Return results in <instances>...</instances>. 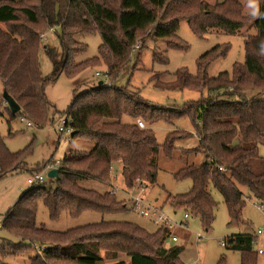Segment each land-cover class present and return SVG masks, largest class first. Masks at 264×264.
<instances>
[{"label": "trees", "instance_id": "1", "mask_svg": "<svg viewBox=\"0 0 264 264\" xmlns=\"http://www.w3.org/2000/svg\"><path fill=\"white\" fill-rule=\"evenodd\" d=\"M257 2L259 11L254 17L244 14L246 3L241 0H0V23L10 24L7 29L0 27V82L3 92L21 106L19 112L12 113L6 105L13 115H26L34 124L45 125L50 109L46 86L63 72L74 77L103 61L111 78L110 85L99 84L74 94L66 112L72 119L70 136L84 137L94 146L87 152L72 151L61 162L56 186H30L14 202L4 215L2 228L22 242L1 239L11 246L10 251L4 244L0 246L2 253L17 255L35 242H50L42 255L31 258L33 264H186L181 257L183 246H166L173 228L165 224L150 232L131 221L102 220L59 231L36 222L40 202L54 220L64 214L78 217L87 211L105 215L126 210L127 202L113 191L100 192L83 186L81 181L96 179L108 184L113 164L121 163L128 188L157 184L160 152L172 157L178 148L176 140L193 133L175 129L160 144L151 125L158 121L172 123L183 116H190L197 126L201 123L197 128L199 144L182 148L183 154L203 153L205 160L175 172L177 180L190 179L192 185L186 193L169 194L166 202L175 210L199 217L207 232L213 228L218 205L209 190L211 184L224 197L230 223H245L242 212L248 200L264 205V156L258 148L264 145V0ZM182 20L188 21L198 37H204L210 28L231 34L253 28L255 33L245 35L244 62H236L231 71L211 77L212 64L230 50L225 44L198 58L196 74L181 68L175 80L165 82L161 80L165 73H155L151 80L158 87L191 88L202 93L182 109L151 103L139 92L115 84L134 51L148 37L187 49L177 36ZM54 25L62 28V52L52 55L55 69L53 76L46 77L40 57L42 50L50 51L51 46L42 44L41 35ZM96 33L102 38L99 56L76 60L88 51V43L78 37ZM153 53L154 62L169 64L167 56L158 50ZM249 90L258 92L250 97ZM139 118L145 127L139 126ZM30 152L31 145L11 151L0 133V178L25 169V157ZM52 162L40 165L38 171ZM26 240L30 244L23 242ZM255 241L252 233H235L225 237V247L242 253L241 264H257ZM121 254L130 260L120 258ZM106 259H110L108 263ZM0 264L10 263L0 259ZM217 264H225V258Z\"/></svg>", "mask_w": 264, "mask_h": 264}, {"label": "rangeland", "instance_id": "2", "mask_svg": "<svg viewBox=\"0 0 264 264\" xmlns=\"http://www.w3.org/2000/svg\"><path fill=\"white\" fill-rule=\"evenodd\" d=\"M211 3L217 0H207ZM246 3L244 14H251L254 17L258 15L259 7L257 0H241ZM29 2H26L28 4ZM23 4L19 5L22 6ZM0 27L7 29L10 24L0 23ZM44 32V31H42ZM255 33V30L243 28L239 33L231 34L222 29L210 28L204 37H198L194 34L187 20L180 22L177 30V36L187 45V49H179L168 46L165 41H156L148 37L140 49L135 50L132 59L122 70L115 84L125 86L131 90L139 92L144 98L151 103L177 107L182 109L190 101L198 100L202 93L191 88L184 89H166L158 87L151 80V77L158 72L165 73L161 80L170 82L175 80L176 72L181 68H186L191 74L197 73V60L200 56L210 51L217 45H230V50L225 58L216 60L209 69L211 77L218 76L221 72L231 71L233 64L244 62L245 48L244 39L248 33ZM45 37L41 40L42 44L51 46L50 51L42 50L41 52V69L46 77L53 76L54 57L62 52L59 35L62 28L54 25L53 30L49 27L46 29ZM80 40L88 43V51L76 57V60L85 58H94L99 56V46L102 42L99 33L92 35H82ZM158 50L169 58V64L164 65L154 62L153 52ZM107 66L97 63L94 66H88L78 75L72 77L65 72L61 73L58 78L50 82L45 89L46 96L50 103L48 112L49 121L45 125H37L31 120L33 126H28L26 121L21 119L20 115H13L6 109L7 102L3 98V86L0 82V133L4 137L6 144L11 151H20L31 145V152L25 157L27 166L15 172H9L0 178V221L3 224L4 215L14 202L25 193L30 184L28 178L31 173L40 169V165L46 162H62L73 152H87L91 150L94 144L84 137L73 138L68 133H59L57 131L58 123L68 111L74 94L84 91L88 88L99 85L102 77L96 76L97 71H105ZM111 80V79H110ZM258 90H249V96H253ZM130 120L129 117H126ZM141 119V118H139ZM146 124V123H145ZM198 126H201L198 124ZM198 126L193 122L190 116H183L173 120L172 123L158 121L151 125L158 142L164 143L168 134L172 130H178L184 134L193 133L188 137H180L176 140L178 147L172 157L165 155L163 151L158 156L159 175L158 183L149 185L145 188L136 184L128 188L124 182L121 163L113 164L111 182L105 183L96 179L82 180L81 184L88 188L96 189L100 192L113 191L119 199L127 202L126 210H119L111 214H101L96 211H87L78 217H72L64 214L59 219H52L50 212L43 202L39 203L37 209L36 222L38 225H44L50 230L65 231L70 228L82 226L88 223L107 221H131L144 227L150 232L157 231L161 225V220L143 215L142 211L146 206L156 207L158 214L166 216L169 222L174 225L173 235L178 236V242L168 241L166 246L181 245L183 252L181 257L186 264L198 262L199 264H217L220 258H225V264H241L242 253L225 247L222 240L228 235L235 233H252L256 236L255 249L264 250V232L257 234L258 229L264 231V205L258 204L255 199L248 200L242 212V218L245 223H230L228 208L225 204L222 193L212 184L209 190L213 193L218 205L216 207V220L210 232L204 230L200 218L196 216L184 217L183 209L175 210L174 207L166 202L169 194H183L189 191L192 181L190 179L177 180L174 176L180 168L190 164H201L205 160L203 153L183 154L182 148L189 149L199 144L197 137ZM33 148V149H32ZM259 153L264 156V145H259ZM57 168L61 166L59 163ZM45 177V185L56 186L57 179L48 177V171L42 170ZM246 191V188H242ZM142 197L144 200L136 205V198ZM1 239H7L12 243L19 244L21 238L13 235L6 229H0V246L3 244L7 251L11 250L10 245H6ZM30 244L29 241H23ZM36 243V244H35ZM24 252L11 255L2 253L0 248V259L10 264H33L31 258L37 254V244H49L50 242H35ZM105 256V252L102 251ZM120 258L129 261L126 254H121ZM110 259H106L108 263ZM257 264H264V252H258Z\"/></svg>", "mask_w": 264, "mask_h": 264}, {"label": "built area", "instance_id": "3", "mask_svg": "<svg viewBox=\"0 0 264 264\" xmlns=\"http://www.w3.org/2000/svg\"><path fill=\"white\" fill-rule=\"evenodd\" d=\"M51 30H53V28H50ZM45 34L46 33H43L41 35V39H43L45 37ZM140 47V44L137 45V48ZM96 76L98 77H102V81H103V84L104 85H110L111 83V78H110V73L108 70H105V71H97L96 72ZM21 119L23 121H26L28 126H33V123L31 120H28L27 117L25 116H21ZM137 123L139 124V126L141 127H145V122L142 120V119H137ZM57 131L59 133H68V134H71L72 131H73V127H72V119L68 116V115H64L63 117H61L59 123H58V127H57ZM61 164V162H52V163H49L45 166V169L47 171H50L51 169H54V168H57L56 165L58 164ZM28 183L30 184V186H33V185H38V184H44L45 183V177H44V174L42 171H35L34 173H31L29 178H28ZM144 199L142 197H137L136 198V205L135 207H138L139 206V203L141 201H143ZM143 215L145 216H148V217H152V218H157L159 220H161L162 224H165V225H168L170 228H173L174 225L171 224L169 222V219L168 217L166 216H162L161 214H158L157 211H156V207H152L150 205L146 206V208L142 211ZM184 217L185 218H189L190 217V214L188 212H185L184 213ZM2 223L0 221V229H2ZM264 231L262 229H258L257 231V234H262ZM171 240L173 242H178L179 238L178 236L176 235H173L171 237ZM222 243L225 245V239L222 240ZM36 244V243H35ZM48 246V244H43L40 245V244H37L36 246V250H37V254H40L42 255L45 248ZM264 250L263 249H259V253H263ZM190 264H199L198 262H194V263H190Z\"/></svg>", "mask_w": 264, "mask_h": 264}, {"label": "water", "instance_id": "4", "mask_svg": "<svg viewBox=\"0 0 264 264\" xmlns=\"http://www.w3.org/2000/svg\"><path fill=\"white\" fill-rule=\"evenodd\" d=\"M99 84H103V81L101 80ZM3 98L7 102L8 107L10 108L12 113H17L20 111L21 106L12 95H10L8 92H3ZM59 172V168L51 169L50 171H48V177L57 178L59 177Z\"/></svg>", "mask_w": 264, "mask_h": 264}, {"label": "crops", "instance_id": "5", "mask_svg": "<svg viewBox=\"0 0 264 264\" xmlns=\"http://www.w3.org/2000/svg\"><path fill=\"white\" fill-rule=\"evenodd\" d=\"M249 1V0H248ZM100 83V82H99Z\"/></svg>", "mask_w": 264, "mask_h": 264}]
</instances>
